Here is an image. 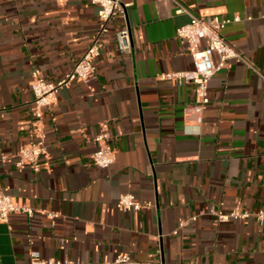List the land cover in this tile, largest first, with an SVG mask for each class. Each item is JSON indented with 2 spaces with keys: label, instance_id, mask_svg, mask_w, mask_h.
I'll return each mask as SVG.
<instances>
[{
  "label": "crops",
  "instance_id": "crops-1",
  "mask_svg": "<svg viewBox=\"0 0 264 264\" xmlns=\"http://www.w3.org/2000/svg\"><path fill=\"white\" fill-rule=\"evenodd\" d=\"M122 1L126 16L109 21L88 81L42 109L48 154L35 172L1 158L35 137L31 71L49 82L68 73L98 30L97 5L0 0V189L35 209L0 222V264H25L32 252L89 264L121 252L150 264H264V223L210 213L264 208V78L253 70L264 75V0ZM178 3L198 16L238 15L222 35L251 65L231 59L213 74L199 123L194 85L158 78L193 67L176 36L189 20ZM125 25L130 52L115 37ZM99 133L115 155L106 168L93 159ZM125 193L147 206L115 208Z\"/></svg>",
  "mask_w": 264,
  "mask_h": 264
},
{
  "label": "built area",
  "instance_id": "built-area-1",
  "mask_svg": "<svg viewBox=\"0 0 264 264\" xmlns=\"http://www.w3.org/2000/svg\"><path fill=\"white\" fill-rule=\"evenodd\" d=\"M97 5V17L99 27L94 34L90 45L87 47L82 56L75 62L73 68L55 82H49L42 78L37 69L31 71L29 88L33 96L34 115L36 125L33 128L35 135L28 144L21 145L12 155L1 156L2 160L14 158V164L17 167L28 166L33 171L40 170V160L48 154L47 147L43 139V133L40 126L39 116L44 107L50 106L56 101L60 89L67 87L74 80L88 81L90 75L94 72L93 59L99 53V40L108 30V23L116 15L126 16L127 4L122 0H90ZM178 13H187L189 20L177 27L176 36L187 45L192 57L193 67L188 70L165 72L158 75L160 79H167L176 85L192 83L195 92V110L197 112L196 120L201 121V113L205 105L209 102L208 83L213 74L224 68L231 59L245 62L251 67L244 56L238 52L222 35V30L226 24L240 20L238 15L231 18L203 17L192 14L189 10L178 3L176 10ZM116 42L121 51L130 52L132 47L131 34L128 25L118 29L115 32ZM204 42V45L202 43ZM255 72L264 78V75L253 68ZM107 135L99 133L95 135L94 140L98 146L94 152L93 159L96 165L102 168L110 166L115 159L114 152L106 143ZM144 205L137 200L133 194L125 193L120 195L115 203V208L126 212H136ZM34 208L28 203L18 202L11 196L5 194L0 189V222H7L12 213H23L28 216L33 215ZM210 213L215 215L218 220H228L229 218L244 219L254 215L258 221L264 223V208L259 209L256 213L251 214L246 211H239L234 208L229 213H223L220 210L210 209ZM49 218H55L58 213L47 212ZM191 217L189 220H194ZM186 224L185 221L179 223V227ZM178 229L173 232L177 233ZM25 264H89L80 260L67 258L56 259L52 257H43L36 252L30 254L29 260ZM93 264H150L135 260L126 252L116 255L112 261H103Z\"/></svg>",
  "mask_w": 264,
  "mask_h": 264
}]
</instances>
